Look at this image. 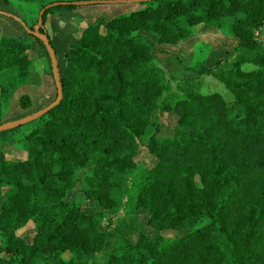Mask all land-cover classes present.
Here are the masks:
<instances>
[{"label":"trees","instance_id":"trees-1","mask_svg":"<svg viewBox=\"0 0 264 264\" xmlns=\"http://www.w3.org/2000/svg\"><path fill=\"white\" fill-rule=\"evenodd\" d=\"M74 1L47 10L44 24L56 9L77 8ZM142 5L83 29L61 74L63 100L21 140L25 157L8 160L0 150V264H89L99 254L105 264H264V42L256 38L264 0ZM198 25L228 26L239 40L236 54L188 68L197 77L165 107L178 115L175 135L159 138L169 81L153 55L156 43L141 32L178 44ZM30 37L0 36L1 99L30 73ZM204 75L224 90L203 93ZM33 105L21 96L23 110ZM144 143L158 163L142 172L133 197L129 185ZM90 164L82 191L99 205L94 213L71 195ZM123 207L147 211L155 235L139 233L136 242L121 235L106 251L102 223ZM29 223L31 243L18 235Z\"/></svg>","mask_w":264,"mask_h":264},{"label":"rangeland","instance_id":"rangeland-1","mask_svg":"<svg viewBox=\"0 0 264 264\" xmlns=\"http://www.w3.org/2000/svg\"><path fill=\"white\" fill-rule=\"evenodd\" d=\"M76 1L93 0H75L74 2ZM51 2H67V0H48L47 2L0 0V10L20 17L27 26L31 27L37 24L43 5ZM143 7L145 6L142 3L95 4L77 6L74 9L60 8L49 13L44 25L57 50L61 74L64 75L68 69L67 57L69 54L66 55V53L77 47V42L83 29L90 25L107 22L115 17L129 14ZM141 33L156 43L153 55L156 62L163 67L166 80L169 81V87L160 101V106L162 107L159 112L161 128L157 136L159 138H171L175 135L178 115L166 109V106H172L181 97L180 90L186 80L197 77V73L188 68L198 63L213 66L219 60L234 58L239 40L228 26L208 28L204 25H198L194 28L190 38L178 44L169 45L158 44L154 35L146 32ZM5 35L23 38H29L30 36L18 22L12 18L0 15V36ZM263 38L264 31H261L259 39L262 40ZM28 42L31 45L29 57L33 65L29 75L18 83L5 98H0V103H2L0 119L4 123L21 119L39 111L49 103L48 96L53 100L57 94L55 84L50 76L52 72L51 60L44 44L34 37H30ZM202 80L204 81L203 93L224 90L223 84L212 76L204 75ZM22 95H29L33 100L34 105L31 109L23 110L21 108L20 98ZM36 125L37 122H34L0 133V150L5 152L8 160L20 161L25 157V149L21 140ZM137 162L139 165L138 170L132 175L129 185V194L133 197L137 195V186L142 172L158 163V159L150 154L147 143L141 145L137 155ZM92 167L93 165L90 164L85 170H81L78 173L77 187L71 193L74 196L73 199H75L76 205L89 213L100 210L99 205L96 202L88 201L82 191L85 187V175L92 171ZM8 189L6 188L5 190ZM148 218L147 211L142 210L130 214L129 208L125 207L120 211L107 212L106 219L102 223V229L107 233L106 251L118 245L121 235L126 236L133 242H136L139 233H146L148 236L153 237L155 229L147 224ZM34 234L35 227L33 223H29L18 232V235L29 243L32 242ZM165 235L174 238L179 234L177 232H166ZM3 243L4 239L0 236V245ZM63 258L69 260L71 255L66 253ZM89 264H105L104 255L94 256Z\"/></svg>","mask_w":264,"mask_h":264},{"label":"water","instance_id":"water-1","mask_svg":"<svg viewBox=\"0 0 264 264\" xmlns=\"http://www.w3.org/2000/svg\"><path fill=\"white\" fill-rule=\"evenodd\" d=\"M151 0H120V1H76L72 2L73 5L75 6H86V5H95V4H117V3H122V4H127V3H145L149 2ZM70 4L69 2H55L48 4L45 8H43L40 11L39 18L37 24L31 29L27 24L18 16L4 12L0 10V15L6 16L9 18H12L16 22H18L30 36L35 37L38 39L40 42H42L49 54L50 60H51V67H52V74H53V79L55 82L56 90H57V96L56 99L50 103L48 106L45 108L34 112L28 116H25L21 119L3 123L0 125V133L8 130H13L16 129L20 126L27 125L30 123H33L34 121L38 120L39 118L45 116L47 113H49L52 109L55 107L59 106L60 103L63 100V84H62V76H61V71L59 68V61L57 57V53L55 48L53 47L51 43V39L48 35V32L45 29L44 25V14L47 10L53 8V7H58L61 5H66Z\"/></svg>","mask_w":264,"mask_h":264},{"label":"crops","instance_id":"crops-1","mask_svg":"<svg viewBox=\"0 0 264 264\" xmlns=\"http://www.w3.org/2000/svg\"><path fill=\"white\" fill-rule=\"evenodd\" d=\"M7 2V1H6ZM7 36V35H5ZM23 38V37H22ZM51 39V38H50ZM52 41V40H51ZM53 42V41H52ZM54 44V43H53ZM59 47V46H58ZM61 47V46H60ZM56 50V49H55ZM71 52V51H70ZM70 52L66 53V55H68ZM56 53H57V50H56ZM59 68H60V65H59ZM61 71V70H60ZM52 79V78H51ZM54 82V81H53ZM55 99V98H54ZM54 99L52 100L50 96H48V100H49V103L47 105H45L43 108H45L46 106H48L50 103H52L54 101ZM42 108V109H43ZM41 110V109H40Z\"/></svg>","mask_w":264,"mask_h":264},{"label":"built area","instance_id":"built-area-1","mask_svg":"<svg viewBox=\"0 0 264 264\" xmlns=\"http://www.w3.org/2000/svg\"><path fill=\"white\" fill-rule=\"evenodd\" d=\"M261 31H264V26L259 31H257L256 38H257V40L264 42V38L262 40L259 39V36L261 34Z\"/></svg>","mask_w":264,"mask_h":264}]
</instances>
